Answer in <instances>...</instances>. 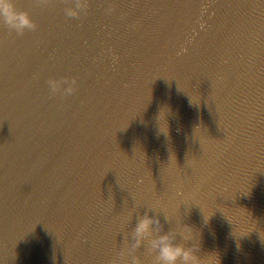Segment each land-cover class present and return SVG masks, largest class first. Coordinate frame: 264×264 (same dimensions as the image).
Returning <instances> with one entry per match:
<instances>
[{
	"label": "water",
	"instance_id": "95a60500",
	"mask_svg": "<svg viewBox=\"0 0 264 264\" xmlns=\"http://www.w3.org/2000/svg\"><path fill=\"white\" fill-rule=\"evenodd\" d=\"M14 6L36 28L0 20V264H117L153 206L165 230L191 225L212 264L264 0Z\"/></svg>",
	"mask_w": 264,
	"mask_h": 264
},
{
	"label": "clouds",
	"instance_id": "9594fccd",
	"mask_svg": "<svg viewBox=\"0 0 264 264\" xmlns=\"http://www.w3.org/2000/svg\"><path fill=\"white\" fill-rule=\"evenodd\" d=\"M86 6L87 0H75V8L68 9L66 14L76 17L85 10ZM0 20L18 33L36 28L28 13L16 10L14 0H0ZM48 85L52 93L63 88L65 95H71L75 91L76 81L50 80ZM164 218L168 220L166 215ZM209 220L206 221L204 217L206 225ZM177 237L186 242L187 246L185 243H178ZM260 242L264 245V241L260 240ZM123 243L124 247L119 253L120 260L117 264H143L136 255V252L142 248H145L149 254H154L153 264H207L200 255L201 245L196 241L192 226L178 224L175 229L165 230L160 215L156 214L155 206L135 218V224L124 235ZM234 243L237 250H241V244L236 238Z\"/></svg>",
	"mask_w": 264,
	"mask_h": 264
}]
</instances>
